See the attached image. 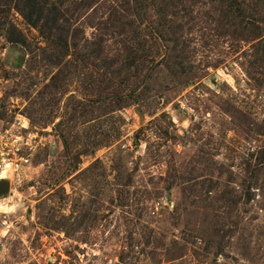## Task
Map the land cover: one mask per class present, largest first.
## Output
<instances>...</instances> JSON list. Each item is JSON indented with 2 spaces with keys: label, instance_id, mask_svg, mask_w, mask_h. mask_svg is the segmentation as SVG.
<instances>
[{
  "label": "rangeland",
  "instance_id": "1",
  "mask_svg": "<svg viewBox=\"0 0 264 264\" xmlns=\"http://www.w3.org/2000/svg\"><path fill=\"white\" fill-rule=\"evenodd\" d=\"M6 163L0 264H264V0H0Z\"/></svg>",
  "mask_w": 264,
  "mask_h": 264
},
{
  "label": "water",
  "instance_id": "2",
  "mask_svg": "<svg viewBox=\"0 0 264 264\" xmlns=\"http://www.w3.org/2000/svg\"><path fill=\"white\" fill-rule=\"evenodd\" d=\"M9 184L4 179L0 180V194L6 192L8 190Z\"/></svg>",
  "mask_w": 264,
  "mask_h": 264
},
{
  "label": "bare ground",
  "instance_id": "3",
  "mask_svg": "<svg viewBox=\"0 0 264 264\" xmlns=\"http://www.w3.org/2000/svg\"><path fill=\"white\" fill-rule=\"evenodd\" d=\"M5 167L7 169V167H8V164L7 163L4 165V168L0 170V179H3L7 175L6 174L7 172H6Z\"/></svg>",
  "mask_w": 264,
  "mask_h": 264
}]
</instances>
